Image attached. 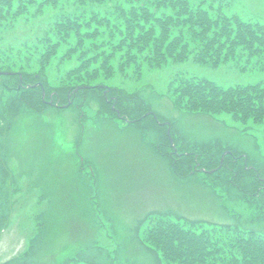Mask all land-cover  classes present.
<instances>
[{"label": "trees", "instance_id": "trees-1", "mask_svg": "<svg viewBox=\"0 0 264 264\" xmlns=\"http://www.w3.org/2000/svg\"><path fill=\"white\" fill-rule=\"evenodd\" d=\"M232 2L0 0V138L9 137L18 118L65 104L77 111L80 123L87 100L96 97L99 107H91L90 114L96 126L109 115L154 121L160 132L155 142L166 147L161 152L177 174L216 167L213 175L236 189L252 216L262 219L264 167L219 140L185 142L141 94L146 72L167 69L166 91L176 107L226 113L239 126L264 125V82L223 85L176 68L191 59L213 67L232 62L242 70L264 69V22L228 11ZM150 110L154 114H146ZM226 149L232 152L219 166ZM1 171L5 180L6 170ZM3 200L0 235L13 209ZM139 238L166 264H264V230L251 226L150 213ZM3 264L35 263L19 252Z\"/></svg>", "mask_w": 264, "mask_h": 264}, {"label": "rangeland", "instance_id": "rangeland-1", "mask_svg": "<svg viewBox=\"0 0 264 264\" xmlns=\"http://www.w3.org/2000/svg\"><path fill=\"white\" fill-rule=\"evenodd\" d=\"M227 10L264 22V0H233ZM176 68L223 85L264 82V69L242 70L232 62L213 67L189 59ZM166 70L146 72L141 94L185 142L219 140L264 167V125L239 126L226 113L176 107L166 91ZM84 106L80 123L72 106L52 108L18 118L9 137L0 138V200L13 206L0 235V264L19 252L35 264H166L139 238V220L150 213L264 230V217H253L236 189L211 171L177 174L161 152L166 147L155 142L160 132L154 121L109 115L96 126L90 114L98 99Z\"/></svg>", "mask_w": 264, "mask_h": 264}, {"label": "water", "instance_id": "water-1", "mask_svg": "<svg viewBox=\"0 0 264 264\" xmlns=\"http://www.w3.org/2000/svg\"><path fill=\"white\" fill-rule=\"evenodd\" d=\"M224 154H225V153H223V155H222V159H223V157H224ZM221 161H222V160H221Z\"/></svg>", "mask_w": 264, "mask_h": 264}]
</instances>
